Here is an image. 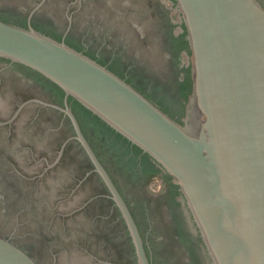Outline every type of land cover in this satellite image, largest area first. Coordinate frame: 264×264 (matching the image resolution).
I'll use <instances>...</instances> for the list:
<instances>
[{
    "label": "water",
    "instance_id": "water-1",
    "mask_svg": "<svg viewBox=\"0 0 264 264\" xmlns=\"http://www.w3.org/2000/svg\"><path fill=\"white\" fill-rule=\"evenodd\" d=\"M0 264H264V0H0Z\"/></svg>",
    "mask_w": 264,
    "mask_h": 264
}]
</instances>
